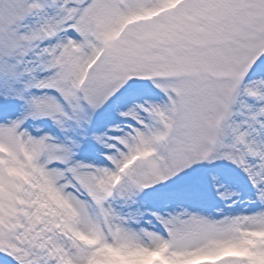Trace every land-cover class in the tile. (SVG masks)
<instances>
[{"label": "snow or ice", "instance_id": "snow-or-ice-1", "mask_svg": "<svg viewBox=\"0 0 264 264\" xmlns=\"http://www.w3.org/2000/svg\"><path fill=\"white\" fill-rule=\"evenodd\" d=\"M0 264H264V0H0Z\"/></svg>", "mask_w": 264, "mask_h": 264}]
</instances>
